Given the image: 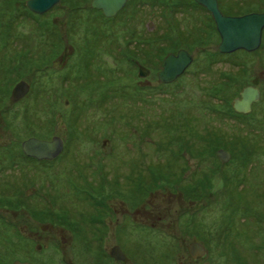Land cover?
I'll return each mask as SVG.
<instances>
[{
	"label": "rangeland",
	"instance_id": "rangeland-1",
	"mask_svg": "<svg viewBox=\"0 0 264 264\" xmlns=\"http://www.w3.org/2000/svg\"><path fill=\"white\" fill-rule=\"evenodd\" d=\"M26 1L0 0L5 125L0 162L7 177L16 167L26 170L19 181L8 180L18 189L4 186L0 199V264H191L186 247L192 240L209 253L198 264L237 249L245 255L244 264H256L258 258L264 264V129L256 144V112L232 115L233 98L252 84V61L258 55L264 63V48L228 56H243L245 70L239 77L228 72L222 87L205 89L193 81L189 95V84L179 83L173 99L150 95L144 100L147 89L129 64L128 48H146L150 56L154 48L195 50L192 71L214 49L175 41L161 47L155 34L149 35L157 27L148 31V22L168 20L166 36L172 39L169 19L183 2L163 0V12L160 0H138L143 17L136 27L124 18L104 17L90 8L91 0H59L40 15L28 10ZM257 1L245 10L264 11V0ZM135 30L148 34L133 35ZM214 37L209 34L207 40ZM21 81L29 90L12 103L11 91ZM161 87L153 80L147 94ZM222 92L228 95L223 102ZM161 106L171 116L168 126L158 122ZM190 111L195 118L188 131L183 122ZM209 123L212 135L214 126L222 124L221 138L205 135L208 130L202 127ZM68 133L82 153L96 147L97 158L76 157L72 144L48 162L27 159L20 151L27 138L64 139ZM127 142H135L137 150L145 147L144 181L126 178L127 167L135 170V161L123 159ZM105 143L114 147V158L104 159ZM189 145L191 159L186 161ZM219 150L228 153L227 160L217 155ZM160 158L166 164H156ZM114 246L126 253L124 262L109 256Z\"/></svg>",
	"mask_w": 264,
	"mask_h": 264
},
{
	"label": "flooded vegetation",
	"instance_id": "flooded-vegetation-1",
	"mask_svg": "<svg viewBox=\"0 0 264 264\" xmlns=\"http://www.w3.org/2000/svg\"><path fill=\"white\" fill-rule=\"evenodd\" d=\"M160 1H161L160 6H161L163 12H165V10H166L165 7L167 4H164L163 0H160ZM180 1L183 2L182 5L177 6L178 9H174V11L171 14L170 19H169L171 21V27L174 29L173 38L170 40L167 39L166 29H169V28L167 27V25L165 23H168V20H162V19H160V21H157V24H154L153 22H148L146 24V29L148 31H151L155 26L157 27V28H155V30L157 32L156 31H155L156 33L155 32H149V35L155 34V39H157L156 41L158 42V45H160L161 47L168 46L170 43L172 44L175 41L178 44H181L184 46H191V48H214V49L211 50V52H212L211 54L206 56V61H204L203 66L196 71H192L191 68H192L193 64L195 63V59H196L195 50H188L185 47L180 46L178 49H172V50L166 49L167 51L165 52L164 48H154V53H152V55L150 56V55H147L146 53L147 52L151 53V50H148L146 48H128V51H125V53L130 58L129 64L137 68V70H138L137 75L140 78H142V80L144 81L141 83L143 85V89H147V92H144V94L141 95V98L144 100H147V98H149L150 95L151 96L154 95V96H156V98L158 97L161 100H163L164 98L173 99L174 95H177L178 90L180 89V87L178 86L179 83H181L182 85L189 84V86H188V90H189L188 94L189 95H191V82H193V81H195V83H200L201 85H203L201 88L205 87V89L207 86H210V85L222 87V83L227 82L226 79H227V73L228 72L230 74L233 73L234 76L239 77V76H242L241 72H243L245 70V68H244L245 62H244V59L242 58L243 56H241V57L237 56L236 60L230 59V57H228V56H230L232 54L235 55L237 53L243 54L244 52L247 54H254V53L256 54V53L260 52V49L264 48L263 43H262L263 39H264V27H263V29L261 31L260 42H259V45H258L256 50H254V51L237 50V51H234L231 53L219 52L218 48H219V45L221 42V36L217 30V27H216V24H215V21H214V18L212 16L211 12L208 11L206 7L199 4L195 0H180ZM215 1H216L217 9L223 17L237 18V17H242L244 15L253 14V13H264V11L260 12L258 10H255V11L254 10L253 11L245 10V7L247 5H249L250 3L258 5L257 0H215ZM91 2H92V0H91ZM91 2H90V8L93 10H97V9H94L91 7ZM139 4H140V2L138 0H125L123 6L111 17L104 16L102 14L101 10H97V11H100L104 17L111 18L113 21H115L116 19L124 18V19H126V22H129V24L131 26L137 27V25L141 22V17H143L142 8L140 6H138ZM138 7H139V9H138ZM176 10H181V13L179 15H175L174 12ZM145 33L148 34V32H145ZM132 34L133 35H140V36L146 35V34H143V32H137L136 30ZM209 34L215 35V37L213 38L212 41L207 40V37ZM203 43H206V44H203ZM134 45L135 44H133L132 46H134ZM180 51H184L187 55H189L191 58V61L183 69V71L179 75H177L173 80L168 81V82L163 81V78H161L159 76V74L164 70V61L166 60V58L168 56H171V55L177 56ZM138 58H140L141 62L137 61ZM257 59L258 60L252 61L253 66H254V68L255 67L256 68L257 67L262 68L261 71L257 70L256 68L255 69L252 68L253 69L252 73H251L252 84L250 86L243 87L241 89V91L239 92L238 96L233 98L232 104H233V101L235 99H240L241 92L245 88L250 87V88L257 91V94H258L257 100H255L253 103H251L250 109L247 113H249L251 111L256 112L257 120H256L254 126L257 127L255 132L258 133V135L256 136L257 137L256 138V144L257 143L259 144L260 142H262L261 140H263L261 137V132L264 134L263 131L260 132V128H262V130L264 129V107H262V102L264 101V70H263L264 63L259 61L258 55H257ZM153 80L158 85H160L162 87L156 89V91H155L156 93L152 92V94H147L150 91L149 85L152 83ZM163 87H166V89H164ZM155 94H157V95H155ZM219 96H220L219 99L221 100V102H223L224 100H226L228 95L227 94L225 95V93L222 92L219 94ZM9 100L12 103H17L21 99L13 102V101H11L10 96H9ZM163 110H164L163 107L158 110V112L161 113L160 114L161 118L158 122L160 124L164 123L166 126H168L171 124L170 119H168L171 116L168 117L167 114H165ZM232 111L234 112V114H232V115H236V116L247 114V113L237 112L236 110L233 109V107H232ZM144 112L146 113L147 109H145ZM3 113H4V111L1 109L0 110V130L4 129V127H5L4 120H3ZM191 114L192 113L190 111L184 117V122H183V126H185V125L188 126V131L191 130V124L192 123L190 121L195 118L194 114H193L194 116L190 117ZM197 120H199V119H197ZM142 121H143V118H142ZM202 128L207 129L208 130L207 132H212V124H210V123L208 125L202 127ZM214 128H215L214 131L219 132L218 138H221L222 124H217V126H214ZM189 136H191V134H189ZM54 137H58V136H54ZM30 138H32V137H30ZM52 138L53 137H51L49 140H44V141H51ZM0 139H1V131H0ZM27 139H29V138H27ZM27 139H25V140H27ZM60 139H61L62 148H61L58 156L65 151L68 144H72L73 145L72 149L74 150V152H75L74 154L76 157L81 155V156H83L84 160H91L92 157L97 158V156L95 155L96 151H97L96 147H91L90 150L82 153L79 150L80 146L74 145V143H76V142L74 141V139L70 135V133H68V135H66V137L64 139H62V138H60ZM25 140H23V141H25ZM176 140H178V139L176 138ZM22 142L20 143V151L22 152V154L27 159H32L34 161L37 160L34 157H28L23 153V151L21 149ZM173 142L174 141H172V143ZM134 144H135V142H127L125 144L123 159L127 160V162L135 161L133 163L135 170L132 171L131 167H127V166H125L127 168L126 169L124 168V169L126 171V178L128 181H131L132 178L135 176L136 179L141 182V181L146 180L147 166H148L149 160L147 158L145 147L141 145L137 150V148ZM178 148L179 147H172V150H177ZM183 148H184V146L182 145L181 149H183ZM188 151H189V157H187L186 154L185 155L183 154V158L186 161H187V159L188 160L191 159V156H190L191 155V146L190 145L188 147ZM131 152H133V153H131ZM135 152H138L139 154H137ZM103 154L105 155L104 159L114 158L113 157V155L115 154L114 147L110 143H107V144L105 143L103 146ZM58 156L55 157L54 159L58 158ZM37 161L48 162L51 160H37ZM159 161L160 162H155V163L156 164H166L165 162H163L162 158H160ZM16 168L17 169L15 171L9 172L8 177H7V176H5V174H3L4 167L2 166V163L0 162V199L4 195V186L7 185V187L9 189L11 188V192H13L12 190L15 191L16 189H18L17 188L18 183H16V182L19 181L21 176L24 175L23 171L26 172V170L19 169L18 167H16ZM30 169L32 171L34 169V167H30ZM108 170L109 171L113 170V172H110V173L115 174V170L112 167L109 168V166H108ZM33 172H34V170H33ZM110 173H108V175ZM3 177H6V179L4 181H3ZM11 179H13L16 182L8 181ZM13 184H14V187H13ZM9 186H12V187H9ZM0 205H1V202H0ZM46 228H48V227L46 226ZM61 240H62V242H64V240L62 238H61ZM193 245L201 246L204 250L203 254L197 255L196 253H194V251L192 249H191V254H190L189 248H190V246L192 248ZM119 249L121 250L120 247H119ZM110 252H111V250H110ZM110 252H109V256L115 262H124V260L127 259L126 253L122 250H121V252L124 254V258L118 259V260L115 259L113 256H111ZM186 254L188 255V257L191 258V264H198L197 262H199L201 258H204L207 255H209V253L207 251V247L203 246L201 243L194 241V240H192L191 244L186 247ZM256 255L257 254H251V257L255 259ZM257 257H258V255H257ZM244 260H245V255H244L243 251L241 249L240 250L237 249V252L232 253V254L221 253L220 258L218 260L215 259L213 261H209L208 264H244L245 263ZM248 261H249V259L247 260V262ZM256 264H260L259 258H258Z\"/></svg>",
	"mask_w": 264,
	"mask_h": 264
},
{
	"label": "water",
	"instance_id": "water-1",
	"mask_svg": "<svg viewBox=\"0 0 264 264\" xmlns=\"http://www.w3.org/2000/svg\"><path fill=\"white\" fill-rule=\"evenodd\" d=\"M211 12L217 30L221 36L219 52L231 53L237 50L254 51L257 49L261 31L264 27V13H253L242 17L230 18L223 17L217 9L215 0H195ZM59 0H27L25 5L33 13L43 14L56 5ZM125 0H92L91 7L101 10L106 17L113 16L124 4ZM191 61L189 55L180 51L177 56H168L164 61V70L159 74L163 81H171L179 75ZM29 90L27 83L21 81L17 83L10 94L11 101L15 102L21 99ZM257 91L247 87L240 95V99L233 101L232 107L237 112L247 113L251 103L257 100ZM62 148L61 139L53 137L51 141L29 138L22 142L21 149L28 157H34L37 160H53L58 156ZM217 155L222 160H227L228 153L219 150ZM197 255H202L204 250L199 245L190 246ZM111 256L115 259H123L124 254L118 246L111 249ZM194 255V254H193Z\"/></svg>",
	"mask_w": 264,
	"mask_h": 264
},
{
	"label": "trees",
	"instance_id": "trees-1",
	"mask_svg": "<svg viewBox=\"0 0 264 264\" xmlns=\"http://www.w3.org/2000/svg\"><path fill=\"white\" fill-rule=\"evenodd\" d=\"M218 133H219L218 131H214V134L212 135V132H206L205 135H209V136L212 135V136L215 137V136H218L219 135ZM222 136H223V134H222Z\"/></svg>",
	"mask_w": 264,
	"mask_h": 264
}]
</instances>
